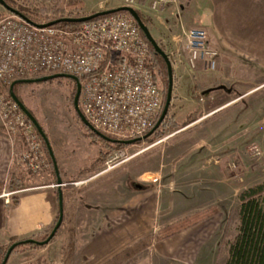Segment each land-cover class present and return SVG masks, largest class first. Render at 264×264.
<instances>
[{
    "label": "crops",
    "instance_id": "obj_1",
    "mask_svg": "<svg viewBox=\"0 0 264 264\" xmlns=\"http://www.w3.org/2000/svg\"><path fill=\"white\" fill-rule=\"evenodd\" d=\"M144 11L155 28L166 33L174 53L171 104L175 120L184 123L188 119L190 123L183 128L200 125L201 136L197 142L182 145L188 154L175 165L165 184L159 177L153 179L155 183L142 182V171L132 176L113 172L84 190L62 188L64 226L59 234L65 235L60 246L64 264H103L163 227L210 208H217L218 213L154 241L123 264H219L223 223L225 232L228 222L222 218V204L239 195L238 173L222 158V152L236 160L249 140L259 141L264 149V118L252 124L246 117L245 125H251L244 132L233 121L240 100L250 97V103L259 99L264 104V94L255 96L254 90L246 89H264V0H182L164 9ZM194 27L207 30L217 72L208 70L204 60L190 67L188 32ZM240 89L242 95L236 96ZM23 147L20 136L7 133L0 125V184H4L0 245L42 231L56 217V194L46 185L55 184L57 176L51 169L34 173L22 167ZM13 175L24 184L15 192L16 204L7 191ZM60 176L63 182L73 178L68 172L63 176L60 171ZM42 251L28 250L21 256L31 258L28 264H32Z\"/></svg>",
    "mask_w": 264,
    "mask_h": 264
},
{
    "label": "built area",
    "instance_id": "obj_2",
    "mask_svg": "<svg viewBox=\"0 0 264 264\" xmlns=\"http://www.w3.org/2000/svg\"><path fill=\"white\" fill-rule=\"evenodd\" d=\"M174 3L177 0H124L125 6L139 10H159ZM207 41L205 28L189 30L191 68L204 60L209 70L216 69ZM173 56L170 51L172 62ZM58 73L81 80L84 116L96 130L117 139L144 137L162 110L164 94L149 44L127 14L92 19L75 29L39 28L14 14L0 20V83ZM0 121L3 130L20 135L25 144L22 164L33 171L48 166L37 129L8 95L0 94ZM108 166L107 170L113 168L110 162Z\"/></svg>",
    "mask_w": 264,
    "mask_h": 264
},
{
    "label": "rangeland",
    "instance_id": "obj_3",
    "mask_svg": "<svg viewBox=\"0 0 264 264\" xmlns=\"http://www.w3.org/2000/svg\"><path fill=\"white\" fill-rule=\"evenodd\" d=\"M180 1L182 0H177V3H179ZM120 6H124L122 0H84V7L82 9H74L73 13L80 14V17H82ZM147 9L150 8H145L141 11L144 14H147L144 11ZM68 12L72 11L69 9ZM11 14L13 13L9 12L0 3V20ZM43 19L44 18H42L40 21H42ZM149 29L151 30V33L152 30L155 32L156 36L154 34L152 35L155 36L157 41H161L163 44H169V38L166 36V33L163 32L162 29L158 30L157 27L155 28L153 20L152 25ZM217 70L218 66L215 70L210 71L217 72ZM40 76L43 75L38 74L29 78H36ZM159 81L163 89V94L165 93V91L168 92L166 80L162 77V75L159 76ZM75 84L76 83L71 79L58 78L44 82L24 83L18 86L16 89V94L29 108V110L36 116L44 131L47 133L62 175L66 176V172H68L71 177H73L71 180L64 181V185L61 188L84 190L88 187L99 184V182H101L100 180L104 176L113 172L120 175L122 174L132 176V174L134 175L135 173L142 171V182L155 183L153 182V179L159 177L158 180L165 184L169 182V175L172 172V169L175 168V165L178 164V162L181 159L185 158L188 154L186 151L181 149L182 145L191 142H197L199 137L201 136L198 133V126L200 125H196V127H194L193 129H188L183 128V122L179 123L175 120L177 123L181 124L179 128H172L170 126L163 136L156 137L155 134L159 129H161L160 126L155 134L148 139L108 152L105 161L103 163H100L97 168H94L92 167V165L103 150L101 147H104V149L106 147L100 141H98V143H93L92 138L88 136V130L84 127V125H82V121L78 119L73 101ZM10 86L11 84L9 85L0 83V94L4 97H6L7 95L10 96ZM246 89L254 90L252 94H254L255 96H261L264 94V89H259L257 88V86H248L246 87ZM242 93L243 92L240 89V92L237 91L235 95L239 96L242 95ZM173 98L174 89L172 100ZM255 100L256 101H254L253 103H250L251 98L247 97L243 100H240L235 105V108L239 109L240 111H238L237 120L234 119L233 121L238 122L237 126L239 129H241L242 132H244V130L246 131L251 125H245L244 119L246 117H248V121H251L252 124L253 122H255V120L258 122H262L264 118V104L258 102L259 99ZM253 105L257 108H255ZM171 114L174 115L173 110ZM197 122L203 124L201 123L203 122L202 120H198ZM227 122H229V120H227ZM23 145L25 147L24 143ZM24 147L21 148V151H23ZM43 150L45 151L44 147ZM45 155L48 162V166L46 168L38 171H33L21 162L22 167L34 173L42 172L47 169L52 170L51 163L47 157L46 152ZM133 155L135 156L133 157ZM222 158H226V163H231V169L233 171H236L239 176L238 197L230 200V202L228 200V203L224 202L222 204V218L225 223L228 220L225 232V225L223 223V243L225 239H232L237 234V228L239 225L237 210L239 209V206L241 204L240 194L245 190L244 188L247 189L249 187L255 186L262 182L264 179V149L259 141L253 143L251 140H249L248 145L238 152V158L236 160L234 158L229 159V152H222ZM109 162L110 165L113 166V168L107 170L109 168ZM113 176L114 174L109 177ZM56 183L48 184L46 185V188L55 191L58 188ZM240 189H242V192L240 191ZM7 191H10L9 195L13 196L15 195V192L17 190L13 191L7 187ZM55 198L54 205L57 210L58 205ZM63 226L64 221L60 231L56 234L53 240H51V242L44 248L39 249L43 251L39 257L33 259L34 262L32 264H64L63 261H61V257H63V254L60 246L62 245V241L65 238V235L63 233L59 234ZM154 241L155 240H153L152 244L154 243ZM18 250V252L11 255L12 257L9 258L7 264L29 263V260H31V258L21 256L22 252L28 250H24L23 248H19ZM227 255V247L222 246L221 244L219 252V264L224 263ZM208 264L213 263L210 262Z\"/></svg>",
    "mask_w": 264,
    "mask_h": 264
},
{
    "label": "trees",
    "instance_id": "obj_4",
    "mask_svg": "<svg viewBox=\"0 0 264 264\" xmlns=\"http://www.w3.org/2000/svg\"><path fill=\"white\" fill-rule=\"evenodd\" d=\"M5 1L7 2L8 5L19 10L24 15H26L29 19L37 23H47L49 21L61 19L64 17H80V14H74L73 11L76 8L82 9L84 7V0H5ZM69 9L72 12H68ZM137 10L143 22L150 28V26L152 25L151 18L145 15L141 10L139 9ZM119 13H124V14L131 16L126 11L119 12ZM102 17L104 16L97 17L93 20H97ZM42 18H44L43 19L44 21L43 20L40 21ZM54 26L59 27V28H66V29H75L79 26V23L62 22ZM142 35L144 36L145 40L149 44L151 53L153 55L154 68L156 69L158 76L162 75V77L166 80V85L168 89L169 82H168V71H167L166 61L160 54H158L155 51L152 44L147 40L143 32H142ZM158 42L163 48V50H165L170 56V49H168L169 44L168 45L163 44L161 41H158ZM22 84L23 83L16 84V86L14 87L15 92H16L17 87ZM166 93L167 91H165L164 93L162 110L160 114L158 115L155 123L148 130V132L156 125L158 119L160 118L162 114V111L166 103V98H167ZM75 95H76V84H75V92L73 96V101H74ZM172 110H173V105L171 104L168 114L164 122L161 125V129H159L155 134L156 137L163 136L166 130L168 129V127L170 126L172 128H179L181 126V124L175 121V116L171 114ZM77 116H78V119L81 121L78 114ZM188 123H190V121L184 122L182 126L185 127ZM82 125H84V127L88 130V136L92 138L93 143H98V141H100L106 147L105 149L104 147H101L103 150L101 151L99 157L94 161L92 165V167L94 168H97L100 163H103L105 161L108 152L113 151L115 149L123 148L128 145L122 142H117V141L114 142L110 139L103 138L99 136L97 133H95L94 131H92L91 129H89L83 122H82ZM38 135L45 149L47 157L51 163L52 171L54 174H56L53 161L50 156L47 145L44 139L42 138V136L39 134V132H38ZM105 135H107V137L111 139H117L114 136H111L108 134H105ZM3 186L4 184H0V192L3 189ZM7 187L15 191V190L23 189L24 184L21 182V179L19 177L13 175L11 176L9 180V184H7ZM55 194H56L55 200L58 205V208H57L54 224L42 231H38L32 234L31 236L27 238H24V239L15 238L11 241L10 245L8 246L0 245V264H2L5 258L6 252L8 248L11 246V244L15 242H21L29 238L42 241V240H45L50 235L55 224L57 223L59 219L58 188L55 190ZM12 199L15 204L18 203L19 198L17 195H13ZM240 201H241V204L239 206V209L237 210V215L239 217V225L237 228V234L235 235L234 238L225 239L222 243V246H226L228 249L227 258L223 264H264V180L255 186L245 189L240 194ZM217 213H218L217 208H210L205 212H197L195 214L189 215L175 223H172L170 225L163 227L159 231V233L154 236L153 235L146 236L145 238L139 240L134 245L126 248L125 250H123L122 252H120L119 254L114 256L112 259H110L109 261L103 264H123L125 261L129 260L133 256L139 254L145 248L149 247L152 244L153 240L161 241L163 239L172 237L176 235L177 233L193 225H196L200 221L210 218ZM60 229L58 230V232L60 231ZM45 246L46 245H40L36 243L20 244L17 247V249H15L12 252L11 255L18 252L19 248H23L24 250H34V249L39 250V249L44 248Z\"/></svg>",
    "mask_w": 264,
    "mask_h": 264
},
{
    "label": "water",
    "instance_id": "obj_5",
    "mask_svg": "<svg viewBox=\"0 0 264 264\" xmlns=\"http://www.w3.org/2000/svg\"><path fill=\"white\" fill-rule=\"evenodd\" d=\"M0 3L11 13L15 14L16 16L20 17L21 19L25 20L26 22H28L29 24H32L34 26H37L39 28H46V27H51L54 26L58 23H62V22H71V23H83L86 21H90L92 19H95L97 17L100 16H106V15H110V14H115V13H119V12H123L126 11L128 12L133 19L138 23L141 31L144 33L145 37L147 38V40L152 44L153 48L155 49V51L160 54L164 60L166 61V65H167V71H168V92H167V98H166V103L164 106V109L162 111V114L160 116V118L158 119L156 125L144 136V137H140V138H135V139H129V140H121V139H111L109 137H107V135H105L104 133L96 130L91 124L90 122L86 119V117L84 116L81 108H80V96H81V90H82V84H81V80L73 75L70 74H64V73H58V74H50V75H44V76H40V77H36V78H25V79H18L15 80L11 86H10V96L11 98L19 105V107L21 108V110L26 114V116L29 118V120L34 124L35 128L37 129V131L39 132V134L42 136V138L44 139L47 148L49 150L50 156L52 158L53 161V165H54V169L56 172V176H57V182L59 185V189H58V197H59V219L57 221V223L55 224L52 232L50 233V235L42 241H38L35 240L33 238H29L26 240H23L21 242H15L13 243L7 250L5 258L2 262V264H7L8 260L12 254V252L20 245V244H25V243H36V244H40V245H47L51 242V240H53V238L55 237V235L57 234L58 230L61 228L63 221H64V201H63V191L61 188V185L63 183L62 178L60 176V171H59V167H58V163L51 145V142L48 138V136L46 135V132L44 131L43 127L41 126V124L39 123L38 119L36 118V116L29 110V108L24 104V102L19 98V96L16 94L14 87L16 86V84L18 83H37V82H44V81H49V80H53V79H58V78H68L73 80L76 83V95L74 98V107L76 109L77 114L79 115L81 121L92 131H94L95 133H97L99 136L106 138V139H110L112 141H117V142H122L124 144H135L137 142H140L142 140L148 139L149 137H151L152 135L155 134V132L160 128V126L162 125V123L164 122L170 105L172 103V96H173V89H174V70H173V63L172 60L170 58V56L168 55V53L163 50V48L161 47V45L159 44V42L156 40V38L152 35L151 30L149 29V27L143 22L138 10L135 7L132 6H120L117 8H113V9H109V10H104V11H100L88 16H82V17H64L61 19H56V20H52L49 21L47 23H37L34 22L33 20L29 19L26 15H24L22 12H20L19 10L11 7L10 5L7 4V2L5 0H0Z\"/></svg>",
    "mask_w": 264,
    "mask_h": 264
}]
</instances>
